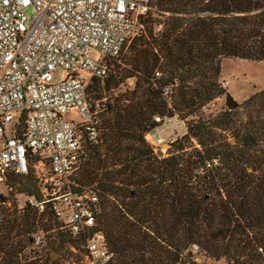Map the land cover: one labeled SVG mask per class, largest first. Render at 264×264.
<instances>
[{
	"label": "trees",
	"instance_id": "16d2710c",
	"mask_svg": "<svg viewBox=\"0 0 264 264\" xmlns=\"http://www.w3.org/2000/svg\"><path fill=\"white\" fill-rule=\"evenodd\" d=\"M150 5L122 59L110 57L108 74L92 78L100 137L86 140L71 188L97 193L95 229L116 264H183L193 252L264 264V88L237 108L208 110L227 93L219 82L225 58L264 60V0ZM174 116L186 132L167 154L155 151L147 133ZM40 160L29 152L28 172L7 174L29 199L21 208L0 204V264H92L66 215L51 202L43 211L32 202L43 195ZM51 228L69 244L54 263L35 243L38 231Z\"/></svg>",
	"mask_w": 264,
	"mask_h": 264
},
{
	"label": "built area",
	"instance_id": "2783aa9c",
	"mask_svg": "<svg viewBox=\"0 0 264 264\" xmlns=\"http://www.w3.org/2000/svg\"><path fill=\"white\" fill-rule=\"evenodd\" d=\"M150 9V0H0V182L27 173L29 152L39 154L46 176L32 202L39 211L51 202L56 215H66L70 233L84 235L92 264L116 263L95 229L97 193L70 185L86 140L100 137L88 90L93 77L108 74L106 59L139 34ZM58 68L67 73L57 81Z\"/></svg>",
	"mask_w": 264,
	"mask_h": 264
},
{
	"label": "rangeland",
	"instance_id": "374dc122",
	"mask_svg": "<svg viewBox=\"0 0 264 264\" xmlns=\"http://www.w3.org/2000/svg\"><path fill=\"white\" fill-rule=\"evenodd\" d=\"M27 13L32 15L34 14L33 8L27 10ZM160 28V27H157ZM91 54L95 57H99V52L97 50H92ZM123 53L118 55V61L122 59ZM107 63L109 69L111 67L110 62L112 60L108 58ZM222 74L219 78V82L225 81L226 94L221 95L219 98L214 100L209 105V111H218L225 106H230L227 100V94H230L235 100L241 103L246 97L254 92L264 88V60L255 61L248 60V58H239V57H228L221 62ZM67 71L63 68H58L53 73L54 80H60ZM132 80H129L131 84ZM186 123L179 119L177 116L171 118H165V120L156 126L152 131L147 133V138L150 141V144L154 147L155 151L166 153L169 146V142L176 139L178 136L183 135L186 132ZM46 168V167H45ZM42 169L43 173L46 172V169ZM9 182H15L14 179H9ZM18 185V184H17ZM0 191L6 197V201L3 205L6 208H17L23 207L25 202L29 199V196L18 192L17 188L7 183V179H4L0 182ZM2 198L0 197V200ZM13 203L15 205H13ZM61 229V228H57ZM64 230V229H63ZM56 229L43 230L41 229L36 234L39 235L42 239L40 244L36 247V250H39L44 258L49 259L52 263L63 259V253L67 247H69L68 242L64 243L56 236ZM66 231V230H64ZM51 255L55 257L52 258ZM86 261L89 260L86 258ZM228 264L224 258L215 260L210 258V256L193 252V257L190 259V262L183 261V264Z\"/></svg>",
	"mask_w": 264,
	"mask_h": 264
},
{
	"label": "water",
	"instance_id": "95a60500",
	"mask_svg": "<svg viewBox=\"0 0 264 264\" xmlns=\"http://www.w3.org/2000/svg\"><path fill=\"white\" fill-rule=\"evenodd\" d=\"M231 108H237L239 106V102L237 100H235L233 97H231L230 94H227V100H226ZM52 258H54V255H51Z\"/></svg>",
	"mask_w": 264,
	"mask_h": 264
}]
</instances>
